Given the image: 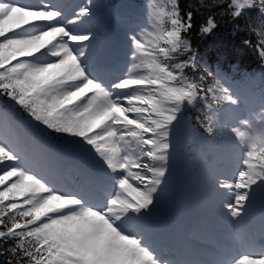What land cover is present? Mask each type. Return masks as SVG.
<instances>
[{
	"label": "snow or ice",
	"instance_id": "1",
	"mask_svg": "<svg viewBox=\"0 0 264 264\" xmlns=\"http://www.w3.org/2000/svg\"><path fill=\"white\" fill-rule=\"evenodd\" d=\"M90 4L62 24L58 5L0 0V239L16 240L8 251L26 264H264V200L257 233L244 243L248 250L236 255L227 243L205 252L148 223L168 191L173 131L184 105L197 99L238 104L222 74L205 87L203 78L197 82L185 75L190 55L171 63L190 51L183 33L192 27V13L182 18L177 0H170L168 10L157 11L154 31L128 36L133 63L127 74L105 82L90 69L96 35L68 27L93 16ZM231 6L237 16L256 5L231 0ZM259 11L264 14V0ZM214 27L209 19L202 32ZM16 106L36 123L20 118ZM223 127L229 126L204 131L212 135ZM234 129L229 128L236 137ZM247 141L234 181L205 175L214 200L223 201L219 214L225 223L255 219L258 196L264 198V135L253 133ZM61 153L97 165L108 183L102 199L87 187H63L46 174L45 169H59ZM202 227L209 232L208 225Z\"/></svg>",
	"mask_w": 264,
	"mask_h": 264
},
{
	"label": "trees",
	"instance_id": "2",
	"mask_svg": "<svg viewBox=\"0 0 264 264\" xmlns=\"http://www.w3.org/2000/svg\"><path fill=\"white\" fill-rule=\"evenodd\" d=\"M229 0H185L183 4L184 8L181 10L182 18L186 19L187 13H192V27L190 29V38L192 42L196 44L199 42L198 33L202 27L207 26V21L212 19L215 23V26L218 31L224 32L230 23L233 22L232 11L228 8ZM181 8V7H180ZM242 22V29L245 31L249 30V27L252 26V21L248 18L240 19ZM246 36H254V34H248ZM248 41V38H244ZM233 45H228L226 43L220 45V49L226 51L229 54L233 53L231 50ZM238 49V48H237ZM243 65L249 66L246 62H243ZM22 256L16 255L13 256L11 253L6 257V261L11 259L13 264H15L17 259H20L22 262Z\"/></svg>",
	"mask_w": 264,
	"mask_h": 264
},
{
	"label": "clouds",
	"instance_id": "3",
	"mask_svg": "<svg viewBox=\"0 0 264 264\" xmlns=\"http://www.w3.org/2000/svg\"><path fill=\"white\" fill-rule=\"evenodd\" d=\"M193 104H194V100H193L192 104H190V105H193ZM239 123L241 125H244L245 128L244 129L238 128V131H237V129H234L233 131L236 134L237 140L242 145H247V142H248L247 137L249 135H252L253 133L256 135H264V127L252 128V126L249 125L247 120H241Z\"/></svg>",
	"mask_w": 264,
	"mask_h": 264
}]
</instances>
